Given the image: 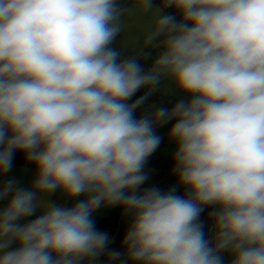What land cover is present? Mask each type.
I'll list each match as a JSON object with an SVG mask.
<instances>
[{"label":"clouds","instance_id":"obj_1","mask_svg":"<svg viewBox=\"0 0 264 264\" xmlns=\"http://www.w3.org/2000/svg\"><path fill=\"white\" fill-rule=\"evenodd\" d=\"M134 3L149 19L123 57L113 43L133 4L0 0V175L18 151L36 169L30 187L0 184V264H96L110 240L93 213L112 206L130 223L109 261L264 264V0ZM166 81L188 98L137 118ZM169 121L183 195L141 190ZM57 191L84 198L66 207Z\"/></svg>","mask_w":264,"mask_h":264},{"label":"rangeland","instance_id":"obj_2","mask_svg":"<svg viewBox=\"0 0 264 264\" xmlns=\"http://www.w3.org/2000/svg\"><path fill=\"white\" fill-rule=\"evenodd\" d=\"M154 6H159L158 4H154ZM166 14V13H165ZM179 18V16H177ZM148 15L144 13L142 10H140L138 7L135 5L130 8L129 13L126 16V30L124 33H121L116 41L113 43V47L119 49L122 52L123 57H128V56H133L135 55V49L139 48L142 46V33L144 29L147 26L148 23ZM158 49L153 48V47H147L144 49L143 53L140 54L139 56V62L141 65L147 70L153 63L157 53ZM164 87L168 89V92L161 93V92H156L158 94H161L165 97H168L167 100H164L163 104L159 106H153L147 110L144 111H137L135 112V116L137 118H140L142 115L145 114L146 111H153L156 108L160 107H165L171 109V107L178 102L180 99H187L183 93H180L178 90L174 88V86L171 85L170 82H164L163 84ZM147 90L146 88H144ZM36 169H30L26 167H19V166H12V169L10 172L0 175V184H3L7 182L8 180L14 181L17 185L23 186V187H30L32 180L34 178ZM145 173L148 176V179L145 181V183L142 185H147L149 183L153 182V172L152 170H145ZM84 197H77V198H68L66 197L62 192L57 191L56 193L51 194L48 196V199L64 205L66 207H71L73 206L78 200L83 199ZM7 200H2L0 201V208L6 206ZM116 206L112 207H101L97 209L93 213V219L95 221V226L103 219L105 218ZM39 215V210L31 217L26 218L25 221L22 222H27V220H31L36 218V216ZM109 240L110 243L105 249L104 253L98 257L97 260L99 259H104L106 258L108 260V253L111 251H118V252H123L124 248L120 246V243L118 240L113 239L109 234ZM231 256L228 255L227 253L224 254V261L225 264H230ZM108 262H115L117 264H122V258L115 260V261H109Z\"/></svg>","mask_w":264,"mask_h":264},{"label":"trees","instance_id":"obj_3","mask_svg":"<svg viewBox=\"0 0 264 264\" xmlns=\"http://www.w3.org/2000/svg\"><path fill=\"white\" fill-rule=\"evenodd\" d=\"M154 4H161V0H152ZM135 5L134 0H121L122 7H131ZM132 6V7H133ZM164 12L166 14H171L174 16H178L176 10L173 8L165 9ZM177 19H179L177 17ZM147 90L144 88L140 89L129 101L128 103H132L140 96H143ZM168 97H165L156 92L152 93L148 99L145 101L143 105L140 106L137 111H144L153 106H159L163 104L164 100H167ZM165 103V102H164ZM166 108V104L165 107ZM175 121H169L167 124L162 126H158L156 128V133L161 137V143L157 150L148 158L145 164V170H152L153 172V182L147 185L141 186V190L148 187H157L163 191H167L169 189H175L177 195H183L185 193V188L180 186L177 182V177L173 173V153L176 150L175 142L170 140L168 137V132ZM12 166L26 167L30 169H35V166L31 163H28L24 159L23 152H16L14 154ZM211 208H205L201 213L200 219L204 222V229L206 235L210 236L211 233L209 229L211 227V220L209 219V212ZM130 223V217L125 214L124 209L122 207L116 206L105 218H103L97 225L96 229L101 232H106L113 239L118 240L120 246H122V240L124 235L126 234L127 228ZM123 247V246H122ZM96 264H117L115 262H108L106 258L99 259L96 261Z\"/></svg>","mask_w":264,"mask_h":264}]
</instances>
